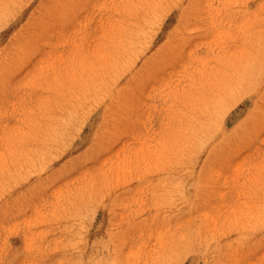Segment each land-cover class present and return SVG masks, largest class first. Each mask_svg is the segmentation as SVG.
I'll use <instances>...</instances> for the list:
<instances>
[{
    "label": "rangeland",
    "instance_id": "obj_1",
    "mask_svg": "<svg viewBox=\"0 0 264 264\" xmlns=\"http://www.w3.org/2000/svg\"><path fill=\"white\" fill-rule=\"evenodd\" d=\"M0 264H264V0H0Z\"/></svg>",
    "mask_w": 264,
    "mask_h": 264
},
{
    "label": "bare ground",
    "instance_id": "obj_2",
    "mask_svg": "<svg viewBox=\"0 0 264 264\" xmlns=\"http://www.w3.org/2000/svg\"><path fill=\"white\" fill-rule=\"evenodd\" d=\"M22 50V49H21ZM18 57H19V55H18ZM155 64V63H154ZM152 68V67H151ZM148 70H150V69H148ZM151 71H152V69H151ZM123 90H125V89H123ZM119 91V90H118ZM124 93V92H123ZM239 95V94H238ZM119 97V96H118ZM119 99V98H118ZM121 100V99H120ZM231 105H233V104H231ZM107 128V127H106ZM104 133V132H103Z\"/></svg>",
    "mask_w": 264,
    "mask_h": 264
}]
</instances>
